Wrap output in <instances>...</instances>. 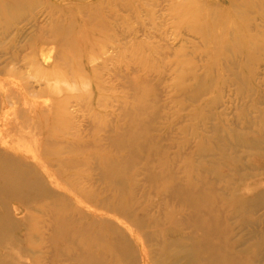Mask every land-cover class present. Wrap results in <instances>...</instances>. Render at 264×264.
I'll use <instances>...</instances> for the list:
<instances>
[{
  "label": "rangeland",
  "instance_id": "374dc122",
  "mask_svg": "<svg viewBox=\"0 0 264 264\" xmlns=\"http://www.w3.org/2000/svg\"><path fill=\"white\" fill-rule=\"evenodd\" d=\"M0 264H264V0H0Z\"/></svg>",
  "mask_w": 264,
  "mask_h": 264
}]
</instances>
